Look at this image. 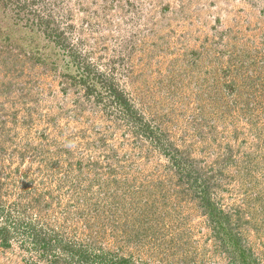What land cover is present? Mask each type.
I'll list each match as a JSON object with an SVG mask.
<instances>
[{"label": "rangeland", "instance_id": "1", "mask_svg": "<svg viewBox=\"0 0 264 264\" xmlns=\"http://www.w3.org/2000/svg\"><path fill=\"white\" fill-rule=\"evenodd\" d=\"M54 31L171 155L86 96ZM170 156L264 264V0H0V264H231Z\"/></svg>", "mask_w": 264, "mask_h": 264}, {"label": "trees", "instance_id": "2", "mask_svg": "<svg viewBox=\"0 0 264 264\" xmlns=\"http://www.w3.org/2000/svg\"><path fill=\"white\" fill-rule=\"evenodd\" d=\"M46 22L49 23L48 20ZM54 33H56L55 35L53 34L56 37L55 39H59V41L65 42L62 36L57 33V31H54ZM66 44L67 43L65 42L64 45ZM63 48L69 51L70 60L73 63V67H75L77 71L74 80H79L78 85L79 87H82L88 98H95V100L97 101L96 104L102 105L103 108H111L115 111H118L119 113H122L121 115L127 120V122L132 124L131 129L134 127L137 129V131L132 130L135 134L140 135L152 146L156 147L160 151H163L165 155H171V153H173L170 144H167L165 141V135L163 133H160L158 127H153L150 122L146 121L145 118L141 116V114L136 110V107L131 98H129L127 94L122 89H120V87L114 82L113 79L110 80L106 78L104 74L97 72L95 68L86 63L83 58L79 56L80 54H76V52L73 51L70 45L67 44L66 46H63ZM104 103H106L105 106L103 105ZM176 159V157L175 159L171 158L173 166L175 167V165L177 166L178 164V167L182 168V166L180 165L181 161ZM186 166L184 167L187 168V171L190 170L191 172V166ZM179 168V175H185L186 172L183 170V168L181 170H179ZM182 183H185L188 190V184H197V197H194L197 198V201L200 202V206L208 215L210 223L213 226L212 230L215 236L217 235L220 238L221 243L223 242V244L227 246L228 249H232L231 251H233L234 253L235 260L234 262L232 260L231 264H237V260L240 264H249L248 257L250 254H252V251L244 245V242H241L243 240L239 239V234H234L232 228L228 223V217L225 218L220 215V212L224 211L213 200V194L211 192L209 182L202 179L201 176L194 177L186 174L183 177ZM3 213V208L0 206V217L1 215L5 214ZM4 218L5 217H3V220ZM3 229L4 227L0 229V235L3 234ZM33 231H35V229H33ZM78 259V262H81L82 258ZM97 260L101 261L99 264H103V260H101V257H98ZM106 261L107 258L104 259V263ZM105 264L134 263H132L130 259L124 257H111V259Z\"/></svg>", "mask_w": 264, "mask_h": 264}]
</instances>
